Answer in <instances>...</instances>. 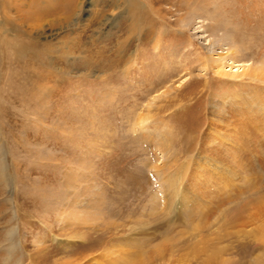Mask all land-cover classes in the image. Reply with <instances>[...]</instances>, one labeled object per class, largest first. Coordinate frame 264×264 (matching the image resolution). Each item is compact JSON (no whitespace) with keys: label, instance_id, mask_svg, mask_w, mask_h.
Segmentation results:
<instances>
[{"label":"rangeland","instance_id":"1","mask_svg":"<svg viewBox=\"0 0 264 264\" xmlns=\"http://www.w3.org/2000/svg\"><path fill=\"white\" fill-rule=\"evenodd\" d=\"M156 255L264 264V0H0V264Z\"/></svg>","mask_w":264,"mask_h":264},{"label":"bare ground","instance_id":"2","mask_svg":"<svg viewBox=\"0 0 264 264\" xmlns=\"http://www.w3.org/2000/svg\"><path fill=\"white\" fill-rule=\"evenodd\" d=\"M231 56V55H230ZM211 59H212V62L214 63V66H215V68L217 69V72H219V73H221V74H224V75H226L227 76V74H229V73H227V69L225 70V69H223L224 68V66H223V61H221L220 59H218L217 57H215V56H212L211 57ZM216 60H218V61H216ZM229 62H232L231 64H234V65H232V67H231V69L232 68H235V67H237L238 66V68L236 69V70H234V69H232L233 71H234V75H243L244 74V72H243V70H245L246 68H245V66L248 64V63H246V64H244V63H238V62H236L235 60H230ZM219 63H222V65H220ZM242 66H244V68L243 69H241V67ZM248 66V65H247ZM248 69V68H247ZM230 70V69H229ZM243 72V73H242ZM238 73H240V74H238ZM233 75V74H232ZM259 75V74H258ZM200 154H202V151H200V153L198 154V155H200ZM172 181V180H171ZM176 182V181H175ZM172 182H170V184H171ZM175 186V185H174ZM174 186H172L173 188H174ZM177 186H179L178 184H177ZM171 187V188H172ZM173 190H175V196L176 195H178V193H179V187H175V189H173ZM179 206V205H178ZM178 206L176 207L177 209H178ZM165 263H167V261H166V259H163V261L161 262V260H158V256L156 255V256H153L152 257V259H150V263L149 264H165Z\"/></svg>","mask_w":264,"mask_h":264}]
</instances>
